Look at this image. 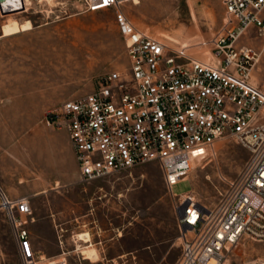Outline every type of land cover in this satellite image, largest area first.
<instances>
[{"label":"rangeland","instance_id":"374dc122","mask_svg":"<svg viewBox=\"0 0 264 264\" xmlns=\"http://www.w3.org/2000/svg\"><path fill=\"white\" fill-rule=\"evenodd\" d=\"M31 1L22 10L0 9V123L7 136L26 133L45 121L48 109L91 91L100 75L114 69L125 73L129 67L113 8L83 11L80 0ZM122 8L139 28L202 58L212 49L209 40L228 26L224 0H125ZM27 19L33 28L19 30ZM237 43L258 50L252 74L264 86V36L251 28ZM248 155L249 148L236 137L221 138L194 160L188 177L173 189L177 194L192 189L200 202L213 205L223 177H234ZM31 198L29 228L38 218L44 221L43 243L36 242V248L47 255L59 253L63 233L73 250L71 264H175L181 253L179 200L168 191L157 160L90 182L76 180L53 197ZM85 232L91 234L90 243L78 242V234ZM92 247L98 259L81 253ZM21 262L0 209V264ZM226 263L264 264V239L243 237Z\"/></svg>","mask_w":264,"mask_h":264},{"label":"built area","instance_id":"2783aa9c","mask_svg":"<svg viewBox=\"0 0 264 264\" xmlns=\"http://www.w3.org/2000/svg\"><path fill=\"white\" fill-rule=\"evenodd\" d=\"M124 1L80 0L78 8L115 10L128 70L100 75L91 91L48 109L45 121L67 130L81 182L157 160L168 191L179 200L181 253L175 264H226L243 237L264 239V86L252 74L258 50L237 43L251 28L264 36V0H224L228 26L209 40L207 58L139 28ZM227 136L247 146L249 155L234 177H223L214 204L197 201L192 189L177 194L173 185L194 160ZM0 208L21 264H71L73 250L63 233L59 253L35 247L28 197H11L0 187Z\"/></svg>","mask_w":264,"mask_h":264},{"label":"crops","instance_id":"0c3cea01","mask_svg":"<svg viewBox=\"0 0 264 264\" xmlns=\"http://www.w3.org/2000/svg\"><path fill=\"white\" fill-rule=\"evenodd\" d=\"M76 180L78 165L65 128L42 120L24 134L7 136L0 123V187L11 197H53ZM39 220L30 228L34 245L43 243Z\"/></svg>","mask_w":264,"mask_h":264},{"label":"bare ground","instance_id":"6f19581e","mask_svg":"<svg viewBox=\"0 0 264 264\" xmlns=\"http://www.w3.org/2000/svg\"><path fill=\"white\" fill-rule=\"evenodd\" d=\"M31 0H24L23 3L26 5V7L30 4ZM51 1V0H50ZM136 3L140 2V0H134ZM32 2V1H31ZM19 30H28L33 28V22L30 19L25 20L24 22H20L17 26ZM188 175L184 178L186 179ZM197 201H199L197 198H195ZM78 242L83 241L85 243L91 241V234L88 232L85 233H80L78 234ZM90 243V242H89ZM80 248V244L78 245ZM81 249V248H80ZM81 253L85 255V258H90V259H98L99 258V253L98 251L92 247L88 249H82ZM227 264V263H226Z\"/></svg>","mask_w":264,"mask_h":264},{"label":"water","instance_id":"95a60500","mask_svg":"<svg viewBox=\"0 0 264 264\" xmlns=\"http://www.w3.org/2000/svg\"><path fill=\"white\" fill-rule=\"evenodd\" d=\"M24 0H0V9L3 13L22 10L25 8Z\"/></svg>","mask_w":264,"mask_h":264}]
</instances>
